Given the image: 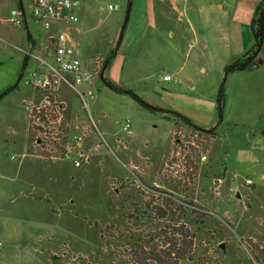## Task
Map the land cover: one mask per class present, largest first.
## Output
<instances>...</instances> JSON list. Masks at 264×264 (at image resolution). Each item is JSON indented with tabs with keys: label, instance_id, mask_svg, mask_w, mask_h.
Instances as JSON below:
<instances>
[{
	"label": "rangeland",
	"instance_id": "374dc122",
	"mask_svg": "<svg viewBox=\"0 0 264 264\" xmlns=\"http://www.w3.org/2000/svg\"><path fill=\"white\" fill-rule=\"evenodd\" d=\"M88 1V17L78 22L80 32L71 34L79 41L81 58L90 71L96 72V84L103 90L98 95L100 104H91L96 126L79 98L63 88L72 118L65 110L59 127L52 121L55 118L40 120L52 129L48 133L60 132L61 138L56 141L57 136L48 135L46 139L40 135L35 124L31 129L22 108L23 99L38 105L45 97L22 79L15 88L25 71L23 55L13 46L26 48L18 43L24 28L11 24L21 16L13 14L19 0H0V20L6 31H0V94L15 88L0 100V146L7 145L6 156L13 170L23 161V143L27 147L31 140L37 153L53 159L64 156L48 173L57 175L61 184L69 182L66 194L72 200L65 210L58 207L53 212L46 211L47 204L30 202L25 195L16 193L19 187L14 175L3 180L4 194L13 201H5L0 216L9 221L10 228L15 221L24 228L42 218L52 226L38 228V243L22 241L18 249L9 245L0 231V244L4 246L0 264H136L133 249L139 240L159 237L161 229L170 223L185 224L194 236L192 256L180 264H258L256 257L264 258V90L256 85L262 81L248 76L245 84L249 87L239 102H231V122L218 125L216 136L186 125L174 128L170 136L171 123L130 97L109 90L98 74L122 27L129 23L127 10L133 0ZM22 3L28 12L30 0ZM170 25L174 31L180 25L173 15ZM66 28L62 25L58 30ZM164 40L167 43L166 36ZM147 42L148 35L139 47L132 49L136 42L132 43L106 77L133 90L144 101L146 89L154 88L157 95L152 91L151 95L158 101L163 87L155 77L163 78L165 70L158 67L148 72ZM195 51L188 54L191 59ZM186 54L182 55L183 61ZM33 69L34 63L30 62L27 72ZM128 121L132 136L123 130ZM76 137H84L81 147ZM13 142L15 145H11ZM68 151L71 154L66 158ZM79 154H85L91 162L81 157V167H76L74 160L79 159ZM29 168L38 171V163L26 159L22 172ZM167 193L211 218L201 223L190 215L186 221H170L157 218L144 207L145 202L151 207L160 206ZM131 197L138 198L135 204L130 202Z\"/></svg>",
	"mask_w": 264,
	"mask_h": 264
},
{
	"label": "crops",
	"instance_id": "0c3cea01",
	"mask_svg": "<svg viewBox=\"0 0 264 264\" xmlns=\"http://www.w3.org/2000/svg\"><path fill=\"white\" fill-rule=\"evenodd\" d=\"M261 1L262 0H133L130 10V20L112 66L117 65L123 55L122 52L129 51L132 43L136 42L131 46L132 49L137 46L139 47L143 38L148 35L146 49V56L149 60L148 72L151 73L152 70L158 67H161L165 72L163 78L157 79L154 76L157 80V84L163 87L160 98L156 101L151 95V91L157 95L156 91L154 88L152 90L149 88L146 89V94L144 96L146 97V102L154 107L184 113L186 117L202 128L209 129L215 127L217 120V93L224 76V68L228 64L238 60L252 48L253 38L250 27L254 9ZM19 4L18 7L16 6L13 14L25 15L26 23L25 26H23L24 36L18 40V43L22 46H27L28 33L31 34L32 38H38L40 41L43 40L50 32L30 19V10H28V12L25 10L22 0L19 1ZM90 9L91 2L84 0L77 11L79 22L88 17ZM172 15L176 17V22L180 24L175 28V31L170 29ZM183 18L186 19L185 22L182 21ZM10 20H12V18H10ZM58 27L54 26L51 32L53 31L55 33L59 31ZM60 30L64 31L62 29ZM66 30L76 31L75 27L70 25H67ZM0 31L6 32L3 20H0ZM34 31H36V34ZM175 33H177V35ZM164 36L167 38V43L164 40ZM171 39H173L174 42H169ZM193 50L196 51L191 59ZM185 52L187 53V59L183 61L182 55ZM189 53L191 55H188ZM22 59L24 61L25 58L22 57ZM82 62L85 68L90 70L86 67V62L84 60H82ZM25 63L24 61V71H27L29 62ZM112 66L108 72L111 70ZM166 76H170L171 80L165 81L164 77ZM248 76H251L252 79L256 78L262 81L256 85V88L261 89L263 87L264 90V64L253 71L238 72L231 75L227 83L224 122H231V102H239L243 91L249 87L245 84ZM94 89L96 98L93 103L98 104V95H101L103 90H101L96 83ZM27 100L28 99H23L21 103ZM173 108L175 110H173ZM66 110H68V116L71 119L72 112L68 104ZM160 117L165 120L162 116ZM72 121L73 119L71 123H73ZM165 121L173 125L170 131L171 136L174 130V122ZM29 132L27 127V134L30 138ZM129 136H132V132ZM115 142H117V140ZM32 144V140L31 145L28 141L27 147L26 143H23V161H20L13 170V165L8 161V157L6 156L7 145L4 144L5 149L1 143L0 207L4 205L5 201H13L11 196H8V198L5 196V186L2 184V181L14 175L15 182L19 187L16 193L25 195L26 199H29L30 202L47 204L44 205L46 211L49 209L53 212L54 209L58 207L65 210L69 204L72 203L71 198L66 194L70 186L69 182L66 185L61 184L60 180L57 179V175L48 173L52 166L57 168L58 162L63 161L62 159H64V156L60 159H53L48 155L37 153L32 148ZM11 145H15V143L13 142ZM69 154H71L70 151H68L65 157L68 158ZM85 157L87 162H91L87 156ZM26 159H29V161L33 163H38V171L29 168L23 173L22 166H24ZM71 178L73 177L70 176V179ZM67 181H69V178ZM143 189L145 190L148 188L143 187ZM124 193L127 194L126 191ZM116 194L120 193L116 191ZM137 200L138 198H130V202L133 201L134 204ZM1 212L2 209L0 208V213ZM44 220L45 219L42 218V221L40 219L39 223L32 226L28 224L29 227L24 228H22L19 221H15L12 222V227L10 228L9 221L0 216V231L3 232L7 239V243L18 249V246L22 245V241L26 243H38V228L44 229L48 226H52L49 222L44 223ZM19 226L22 229H20ZM11 229H14L13 233ZM2 247L4 246L0 244V254ZM33 249L36 251L38 248L35 247Z\"/></svg>",
	"mask_w": 264,
	"mask_h": 264
},
{
	"label": "built area",
	"instance_id": "2783aa9c",
	"mask_svg": "<svg viewBox=\"0 0 264 264\" xmlns=\"http://www.w3.org/2000/svg\"><path fill=\"white\" fill-rule=\"evenodd\" d=\"M84 0H31L29 17L37 25H41L46 31L50 32L43 40L32 38L28 41L26 48L13 46L22 53L28 62L34 63V69L30 72L25 71L22 77L25 85L32 87L45 97V101L36 104L34 100L23 101L22 108L27 114L30 128L38 127V133L57 136L54 140H60V132L48 133L50 126L46 128L42 118L52 120L61 125L62 113L67 108V102L63 98V88L69 89L80 100L83 109L91 117V104L96 98L95 92V71L87 70L82 62L80 43L76 41L72 31L64 30L51 32L54 26L70 25L75 27V32H80L78 25V9ZM26 16L19 15V19H13V27L25 26ZM98 65V62H96ZM99 74V73H98ZM165 81H170L171 77H164ZM38 120V122L34 121ZM46 120V119H45ZM94 125L93 118L91 117ZM35 124V125H34ZM52 124V122L50 123ZM56 131L58 129H55ZM123 130L131 135V124L128 121ZM84 137H76L79 147L82 146ZM42 139V144H43ZM39 141V143H41ZM36 143L38 141L36 139ZM47 144V143H45ZM86 157L79 154V159L75 160V166L81 167L82 159Z\"/></svg>",
	"mask_w": 264,
	"mask_h": 264
},
{
	"label": "trees",
	"instance_id": "16d2710c",
	"mask_svg": "<svg viewBox=\"0 0 264 264\" xmlns=\"http://www.w3.org/2000/svg\"><path fill=\"white\" fill-rule=\"evenodd\" d=\"M128 19L129 18L126 19V22H128ZM126 27L127 24L122 27L117 42L101 67L99 77L105 87L109 90L117 94L128 96L147 110L159 114L165 120L173 121L174 128L176 129L180 125H186L189 128H194L208 135L216 136L218 125L224 121L225 117L227 83L229 77L238 72L253 71L260 68L264 64V0H262L254 10L250 27L253 38V46L238 60L225 66L223 80L219 86L216 100L217 125L215 127L205 129L196 125L191 119L178 112L150 105L139 97L133 90L122 88L114 84L106 77V72L112 66L122 44ZM27 36L28 41L32 39L30 33H28ZM24 61L26 63L28 62L26 58ZM19 77V80H21L23 73H21ZM15 88L10 87L6 89L2 94H0V100H2L4 96L10 94ZM191 206L192 205L188 202L180 201L178 199L175 200V197L171 194L166 195V198L161 201L160 206L151 207L149 202H145L144 205L148 212L153 213L160 219L169 218L170 221H186L189 219L190 215H195V219L198 222L204 223L206 221V217H209V215L203 214L201 211H196L192 209ZM188 229L189 228L185 224L183 225V223L179 226L170 223L168 226L161 229L159 237L151 239L149 238V235H147V238L149 239L144 237L139 240L133 249V256L136 258V264H180L181 261L190 259L193 253L194 236L189 234ZM158 242H160L161 245ZM256 262L258 264H263L264 258L258 256L256 257Z\"/></svg>",
	"mask_w": 264,
	"mask_h": 264
},
{
	"label": "water",
	"instance_id": "95a60500",
	"mask_svg": "<svg viewBox=\"0 0 264 264\" xmlns=\"http://www.w3.org/2000/svg\"><path fill=\"white\" fill-rule=\"evenodd\" d=\"M130 10H131V4H130V6L128 7V10H127V18H129ZM19 81H20V80H18V82H17V84L15 85V87H17V85L19 84Z\"/></svg>",
	"mask_w": 264,
	"mask_h": 264
}]
</instances>
